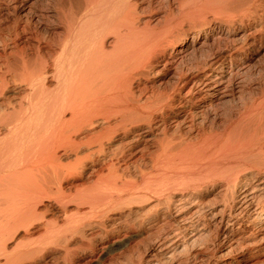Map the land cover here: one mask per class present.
Segmentation results:
<instances>
[{"label": "bare ground", "instance_id": "6f19581e", "mask_svg": "<svg viewBox=\"0 0 264 264\" xmlns=\"http://www.w3.org/2000/svg\"><path fill=\"white\" fill-rule=\"evenodd\" d=\"M242 1L249 11L264 5ZM242 1L0 0V264L44 257L30 229L46 219L49 208L43 213L39 204L50 199L64 215L47 217L38 240L55 235L67 252L79 237L89 251L82 264H104L147 235L155 237L149 258L185 264L177 258L182 242L206 235L208 216L245 231L230 239L240 248L254 251L257 229L264 244V86L259 96L226 105L246 82L264 24L262 14L244 26L245 37L241 28L225 31ZM206 8L219 18L205 15L172 40L177 19ZM194 43L206 50L185 59ZM159 71L170 81L148 84ZM209 184L218 186L216 198L187 199ZM70 203L75 211L67 214Z\"/></svg>", "mask_w": 264, "mask_h": 264}, {"label": "rangeland", "instance_id": "374dc122", "mask_svg": "<svg viewBox=\"0 0 264 264\" xmlns=\"http://www.w3.org/2000/svg\"><path fill=\"white\" fill-rule=\"evenodd\" d=\"M240 1H242V0H240ZM244 2L245 1H242L241 2L242 4L240 3L244 7L243 8L244 11H242V8H241L242 6L239 7L240 4L237 5L239 2H237V4H233L234 8H232V14H234V16H236V17L231 19V17L233 15H230L231 17L230 16H229L230 18L228 17L230 24L227 25V26H224L225 27V31H227V30L228 31H233V30L241 28V31H240V33L238 35L239 37H245L246 34H248V30H246L244 28L245 25L250 24L255 18H257V17L260 18V16H262V14H264L263 13L264 12V8H262V7H264V5L260 4L259 3L260 1H256L255 2V4H256L255 6L258 7L257 8L258 10L256 11L255 14L252 13V11L254 9L253 7H255V6L251 5L252 7L250 6L251 7L250 11L246 10L245 8L248 6L246 3H248V2L247 1H246V3H244ZM245 4L247 5L246 7H245ZM175 5H176V2L172 5L173 9L175 8L174 7ZM237 9H240V11L237 10ZM174 10H176V8ZM207 10H209V11H207ZM235 10L237 12H235ZM245 10L248 11V13ZM233 11H234V13H233ZM176 13L177 12H175V14ZM211 13L213 14V9L212 8L211 9L206 8L203 12L200 13L201 15L199 14V16H198V14H195L196 16L195 15H187V16H184V17L181 16V18L183 17V19H181V18H180V20L177 19V22H175L174 25H173L175 27H173L172 30H171V32L174 31L173 33L175 34L174 35L173 33H171L170 36H171V38H173L172 40H176L179 36H181V34L183 33L184 30L192 29L193 26H195L198 23L204 21V17H206L207 15H208L210 20L215 19L216 17H214V16L218 15V14L214 13L215 15L213 14L214 15L213 16ZM236 13L238 15H236ZM161 14H162V12H158L157 16L161 15ZM239 14H240V16H239ZM241 14L242 15L244 14L243 16H245V18ZM254 15H256V16H254ZM211 16H213V17H211ZM218 16H220V14ZM194 17H196V18H194ZM241 18H244L243 22L240 21ZM191 19H195V20H191ZM222 19L227 20V17H224ZM182 22H184V23H182ZM189 23H190V25H189ZM240 23H242L243 25L239 26ZM176 24H177V27H176ZM178 24H181V25H178ZM175 28H177V29H175ZM176 30H178V31H176ZM221 42H223V41H221ZM200 44L201 43H194L193 46L192 45L189 46L183 52V54H185V55L182 54V56L183 57L185 56L184 57L185 59H190L192 57L199 58V56L202 54L201 52L204 53V51L206 50V47H207V46H203V45L200 46ZM251 50H252L250 52L251 54L249 55L250 56V61L248 62L249 63L248 66H249L250 69L248 70V66H247V68L245 70L247 73L246 72L244 73L245 80L248 83L244 82L243 83L244 86L242 87V90H240L241 92H239L240 94L239 93L237 95L235 94L234 100H232L231 103H228L226 105H230V104L234 105V104L239 103L240 100H238V99L240 97L242 98V100L249 101V100H251L250 98L253 99V97L255 95L259 96V92L261 91L262 87L264 86V24H263V28H262V33H261L260 36L257 37L256 43H255V45L253 46V48ZM194 51H196V52H194ZM239 54L240 53L238 52L237 53V59L238 60L240 59V55ZM190 55L192 57H190ZM159 69H161V68L155 69V72H156V70H159ZM155 72L152 73V75L148 76V84L151 85V83H152L151 86H155V87L162 86V85L166 84V80H168L167 83L170 81L169 80L170 75H167V76L165 75L164 76V74H162V72H160V71L157 72V74H155ZM245 75L246 76L248 75V76L246 77ZM230 100H231V98H230ZM219 105H221V108L223 107L221 110H225L226 109L225 107L228 108V106H226V105L223 106V103H221ZM262 130H264V128ZM262 130H261V134L259 135L260 139L258 138L259 139L258 140V144H259L258 147H259V150L261 149L260 151H262L264 153V132ZM207 186L208 187H203L201 190L193 191L192 192L193 194L192 193L190 194L191 195L190 199H189L188 194L186 193L187 196H188L187 199L190 201V200H192L194 198L200 197L201 195L206 196L205 197L206 200H209V198H211V197L214 198V195H215V198H216L217 197L216 194L218 192L217 190H219V188H217L218 186L213 187L210 184L207 185ZM212 198L210 199V201L212 200ZM50 200H44L43 201L46 205L45 204L43 205L42 203H41V205L39 204V208L43 209V211H42L43 213L45 212L44 210L49 208L47 210L48 211L47 215H45L46 219L45 220L43 219V222H42V219H39L40 220L39 221L40 224L39 223H33L32 227L34 225H36L38 227V229H37L36 226L34 228L31 227V229H30L32 231L34 229L35 233L33 231V236L36 234L35 235L36 237L34 236L36 241L35 240H33V241L35 243H38V241H39L38 244L39 245L41 244L40 247L42 248L43 254H44V257L37 259L34 264H44L45 262L47 264L48 263H50V264H64V263L65 264H82L83 262L87 261L88 256H89V251L86 248L87 247L86 242H84V245H82V247H79V246H81V241H80L79 237H77V236L75 237L74 236L73 239H72V237L69 239L70 241L67 242L66 244L69 245V247L70 246L71 247H70V251H69V248H68L67 252H66V250H65V248L63 246L64 245L63 242H60V240L56 241L57 238H52V237L55 236L54 234H53L54 236L51 237L52 239L50 238L49 240L48 239L45 240V238H46L45 237L42 240L40 239L41 241L38 240V237L41 235V234H39V232L43 233L42 231H44L43 227H45L44 226V222L45 221H47L50 218H52V219L49 220V222L50 221L54 222L55 219H56L57 222H60L61 219L63 218V215H64V213H63L64 210L63 209L61 210V208H59V206H57L55 204V202H53V200H51V201ZM69 205H70V206H68L69 209L66 206V208L68 210L65 208L66 209L65 211H68L66 213L67 214H71L70 212L74 213L73 211H75V205L73 203H72V205H71V203ZM211 207L212 206H209V208H211ZM210 210H212V209H208L207 211H210ZM39 212L41 213L40 209H39ZM133 215H129L130 217L129 216L127 217L125 215L127 218L124 215L117 216V215L110 214L109 216L119 217V218L125 219L127 221L130 220V222H131L132 220H135L133 218H135V217L137 218V216L135 214H133ZM54 216L55 217L57 216V217L55 218ZM58 217L61 218V219H58ZM112 217H109V219H107L108 222L106 221L107 224L105 223V225H108V223L112 222V220H113V219H111ZM53 218H54V220H53ZM210 219H211V221H210ZM206 221H207V223L208 222L209 223L207 224ZM36 222H38V221H36ZM212 222L214 223V221H212V218L210 216H208V219L205 218L204 224H206V225H204L203 231H205V233L208 232V231L209 232L206 235L204 234V235L200 236L201 238L198 237L197 239H195V241H192V244H191V242L187 241L188 239L183 240V242H182L183 244H184V242H186L188 244L185 243L187 245V247H185L184 250H182L183 253L182 254L180 253V256L177 257L178 260H181V259L184 260L185 264H264V247H263L264 244H262V243L260 244V242H259V237H261V235L259 234L260 230L257 229V231L253 230V232H252L253 234L251 235L250 238H251V240L253 238L254 243H255V241L257 243H256V245L255 244L253 245L254 247L252 246V248H254V251H252V253H250L248 248H246V247L242 248V246L240 248L239 247L240 245L237 246L236 242L232 243V241L230 240V239H234V240L237 239L236 237H239V236L243 235L245 231H241V229H236L235 230V229H233L234 227H230V226L227 227L226 223H223V225L221 224V225L217 226V225H213ZM37 224L39 226H41V228ZM42 225H43V227H42ZM144 227H146V228H144ZM144 227H143L144 230L148 228L147 225H145ZM114 228H116V227H114ZM206 229H207V231H206ZM245 229L247 231L250 230V228H245ZM89 231L90 230H86L85 234L87 235L89 233ZM109 234H113L114 235L115 233L110 231ZM224 235H226L227 237H225ZM16 238L18 239V237H16V235H15V239ZM31 238H30V240H32ZM89 238L90 237H88V240H89L88 242L89 243L91 242L90 244H92V245H95L97 243V241H98L96 238H94V239H92L90 241ZM154 238H155L154 235H152V236H148L147 235V237H144L142 239L140 238V241H138V239H136L137 241L133 240L132 242L129 241V243L128 242L125 243V245L127 244L126 246L122 245V246L119 247V249H116L117 251L115 250L111 254H109L107 256V259L104 261L105 262L104 264H147V261L149 263V260L150 261L155 260L154 262H158V264H162V263L165 264L164 262L161 261V259H160L161 257L160 258L158 257V258H155V259L149 258V257H151L150 255L152 253H155V251L153 250L155 246L152 249V246H153L152 242H153ZM11 240L12 241L9 240L10 242L8 241V244L11 245V246L9 245V249H10V247L13 248L14 247L13 244L16 243L15 240H14L15 242L13 241V239H11ZM43 240H45L44 243H43ZM23 241L26 242L27 240L25 239ZM230 241H231V243H230ZM252 244H250V245H252ZM144 248H148V249L146 250V253L141 254V252H142V250H144ZM180 248H182V247H180ZM180 248H179V250H180ZM72 251L75 252V254H77V255H76V258L74 259V261L72 263H70L67 259L71 256ZM200 251H202V253ZM147 259H149V260H147ZM43 260H44V262H43ZM21 264H29V263L26 262V261L25 262L23 261V262H21ZM167 264H169V263H167Z\"/></svg>", "mask_w": 264, "mask_h": 264}]
</instances>
